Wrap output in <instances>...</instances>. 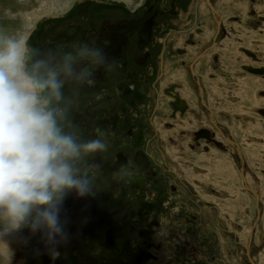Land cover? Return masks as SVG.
Returning a JSON list of instances; mask_svg holds the SVG:
<instances>
[{
	"label": "flooded vegetation",
	"instance_id": "af4514ba",
	"mask_svg": "<svg viewBox=\"0 0 264 264\" xmlns=\"http://www.w3.org/2000/svg\"><path fill=\"white\" fill-rule=\"evenodd\" d=\"M140 1L125 17L107 10L97 23L77 17L66 27L58 25L53 50L43 54L42 59H59L61 50L75 53L85 42L105 49L107 67L97 69L90 58L77 64L93 72V86L69 81L63 90L73 101L68 119L80 139L96 138L98 127L106 132L109 147L88 158L89 164L99 165L93 173L94 194L78 197L73 191L63 201L60 220L67 239L57 237L52 244L39 232V264H260L253 256V235L263 200L248 183L253 174L239 147L209 108L205 94L214 84L206 86L203 80L217 78V88L236 98V77L244 73L251 98L247 112L238 117L245 127L250 118L264 126V73L246 69L264 67V13L258 9L264 0H225L227 15L219 0ZM240 22L246 23L244 34L229 39L230 24ZM205 23L212 28L209 37ZM224 39L230 42L225 45L230 63L236 51L245 57L238 71L223 67L224 45L219 46ZM256 91L261 99L252 96ZM201 142L206 144L202 148ZM208 146L231 149L239 161L237 181L248 197L240 193L230 199L238 208L246 198L254 202L246 229L231 224L228 213L222 214L229 223L221 221L219 207L205 203L200 158L189 160L199 151L207 153ZM259 245L264 252V242Z\"/></svg>",
	"mask_w": 264,
	"mask_h": 264
},
{
	"label": "clouds",
	"instance_id": "9594fccd",
	"mask_svg": "<svg viewBox=\"0 0 264 264\" xmlns=\"http://www.w3.org/2000/svg\"><path fill=\"white\" fill-rule=\"evenodd\" d=\"M36 50L28 41L0 34V260L11 264L5 237L27 227L43 231L48 243L64 240L60 210L66 195L94 194L97 163L88 158L106 152V132L95 128L93 139L81 140L68 119L73 103L64 84L93 86L94 74L77 68L90 58L97 68L110 63L105 49L88 42L56 59L28 61ZM55 61V62H52Z\"/></svg>",
	"mask_w": 264,
	"mask_h": 264
},
{
	"label": "rangeland",
	"instance_id": "374dc122",
	"mask_svg": "<svg viewBox=\"0 0 264 264\" xmlns=\"http://www.w3.org/2000/svg\"><path fill=\"white\" fill-rule=\"evenodd\" d=\"M138 3H141V1L0 0V34L13 39L23 38L28 41L29 48L36 50V52L32 54L31 60L28 61L29 66H31L35 60L42 59L43 54L49 55L50 51L53 50L51 48L55 40L53 39V34L58 25L66 27L68 21L74 22L77 17H79L80 20H82L83 17H87L89 20L91 19L93 23H97L101 19L102 14L107 10H115L125 17L132 7L136 6L135 4ZM224 3H227V1L219 0L218 6L223 14L227 15L226 12L222 10L223 7L225 8ZM258 9H260V12L264 13V5ZM242 19H246V17L244 16ZM245 24L244 22L230 24L232 28L230 27L231 36H229V39L232 38V35H243ZM205 29L209 37L212 28L205 23ZM45 39H49L48 43ZM222 43L223 44L219 46L222 47L224 45L221 49V54L226 57V64H224L225 66L223 67H225L226 70L236 69L238 71L239 62H241V59L244 61L245 57L241 58L243 55H239L235 50L237 53L235 54V62L230 63V55L232 54L230 52L227 54L228 47H226L230 45V42L224 39ZM237 44L238 43L235 42L236 46ZM60 53L63 55L67 53V51L63 49ZM45 58H47V56ZM240 75L243 76L240 78L236 77L238 80L237 88L232 90L236 98H231L230 95L232 93L222 91L220 86L217 88V78L209 80L205 78L203 83L207 86L210 84L209 81L213 82L214 86H211L212 91L207 95L205 94L209 108L214 113L217 122L229 130L231 138L239 147V151L242 153L243 159H245L244 163L253 174L252 179H250L247 176L249 175L248 171H245V169L243 170L249 181L248 183L251 189H256L260 193L261 200H263L258 206L260 207V218L257 220V230L253 235L255 243L253 256L259 263L261 262L260 264H264V252L260 249L263 244L259 245L264 242V140L261 138L264 136V126L260 127L254 123L255 120L253 118H250L251 120L248 118L251 123L246 124L245 127L243 118L241 119L238 117H242V114L247 112L246 107L249 109L248 99L251 98L246 96L245 86H243L245 74L242 73ZM225 78L226 77H223L219 80L223 81ZM252 96L261 99L257 95V91ZM67 98L68 97H66V99ZM233 99L235 100L234 102ZM232 112L237 116L235 120L230 116ZM253 123L255 124L254 127L252 126ZM204 145L206 144L201 142L199 147L202 148ZM205 149H208L207 153L199 151V156H191L189 163L193 161L196 163L195 159L200 158L197 160V163L199 162V189L201 188L204 191L202 195L207 201L205 202L206 205H216L219 207L218 211L221 213V221L222 219L226 223H229V220L230 222L234 221L237 225L246 229L254 213V202L246 198V202L243 200L242 203H240L241 208H238V205L236 207V204H233V200L230 199L231 196V198H233L240 193L247 196L244 189H242V186L240 187L237 181L236 170L239 167L238 159L233 156L230 148L231 152H222L212 146H208V148ZM173 163L176 162L173 161ZM225 163L228 165L227 167H229L228 174L223 171V166L224 169L226 166ZM221 193H223V195H221ZM233 206H235V208H233ZM231 207L234 209V212ZM222 213H224L225 216L226 213H228L231 219L228 220V218H224ZM39 232L40 231L33 233L29 228L25 227L5 237V241L13 252L11 264H39L41 257L39 247L41 238L39 237ZM27 235H32V240L29 242L26 237ZM29 244L33 246L30 247ZM0 264H3L2 260H0Z\"/></svg>",
	"mask_w": 264,
	"mask_h": 264
},
{
	"label": "water",
	"instance_id": "95a60500",
	"mask_svg": "<svg viewBox=\"0 0 264 264\" xmlns=\"http://www.w3.org/2000/svg\"><path fill=\"white\" fill-rule=\"evenodd\" d=\"M246 69L249 72L254 73V74H262V73H264V67H260V68H250V67H246Z\"/></svg>",
	"mask_w": 264,
	"mask_h": 264
},
{
	"label": "crops",
	"instance_id": "0c3cea01",
	"mask_svg": "<svg viewBox=\"0 0 264 264\" xmlns=\"http://www.w3.org/2000/svg\"><path fill=\"white\" fill-rule=\"evenodd\" d=\"M251 94V93H250ZM249 95V94H248ZM259 106H262V105H259Z\"/></svg>",
	"mask_w": 264,
	"mask_h": 264
}]
</instances>
